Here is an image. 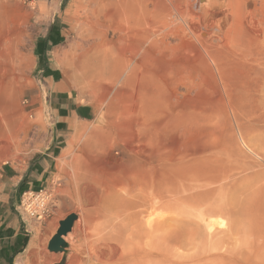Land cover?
Wrapping results in <instances>:
<instances>
[{
	"label": "rangeland",
	"instance_id": "374dc122",
	"mask_svg": "<svg viewBox=\"0 0 264 264\" xmlns=\"http://www.w3.org/2000/svg\"><path fill=\"white\" fill-rule=\"evenodd\" d=\"M3 1L2 6L6 11L8 23L5 30L8 32L11 47L10 59L18 49L24 55L22 60L26 62L22 61L20 65V70L24 71L23 74L20 71L21 81L16 78L18 77L16 64L12 62L7 64L11 74L8 78L9 84L7 83L5 87L7 90H5L6 103L9 106L7 105L6 109L8 120L4 127L8 133L6 135L9 137L12 135V143L14 140L16 144H11L9 151L0 152V198L6 199V194L10 193L9 200L13 208L14 201L17 199L16 187L19 179H30V171L36 167L40 169L37 168L38 171L34 172L33 176L39 177L42 168L38 166V160L45 158L49 163L47 172L39 180L41 187H46L50 193L49 213L40 222L26 221L23 223L21 220L28 229V235L24 249L18 256L22 259L26 256L27 264H61L62 258L52 260L51 254H64V252H51L48 241L56 232L60 221L69 214H74L75 220L69 232L73 236L71 235L68 241L66 240L68 244L65 247L66 256L73 252L70 250L71 243L83 236V227L86 224L85 211L86 208L93 207L90 200L92 196L86 186H81L83 182L77 184L74 175L76 169H82L83 166H87V163L98 166L106 158L103 151L94 149V140L98 137L93 140L90 135L95 132L115 130L116 134L118 132L115 141L125 143L127 139H130L129 141L136 146L138 143L132 140V136H129L132 130L140 128L143 124L151 127L153 123L158 130L163 126L159 131L163 135L161 142L167 148L169 161L183 163L181 167H184V170L189 169L191 164L196 162L199 166L209 164L208 166L230 169L234 174L233 179L229 180L231 182L228 181L230 187L228 188V184L227 188L215 185L217 187L215 189L213 187V190H215L216 197L211 196L213 192L208 194L209 197L217 202L223 197L234 211H236V205L233 203H244L245 206L253 208L254 212L264 217V96L255 94L227 98L221 83L207 68L203 67L204 64L194 44L187 39L185 41L170 39V49L165 54L151 50L149 57L143 53L141 56H136L131 46H127L126 43H123L124 45L116 43L115 45L121 49L119 52L127 55L131 51L134 59L140 60L138 63H141L146 76L137 79L127 67L125 70L128 71L127 74L118 81L105 78L107 83H103L104 80L96 81L95 79L87 80L91 84L84 80L80 83L79 78H74L76 75H73L71 64L66 62L65 56L68 58L67 61L71 59L74 45L79 40L77 34L84 31L83 22L85 23L92 15L94 8H104L115 15V11L111 8L117 4L116 0H89V2L87 0H1L0 2ZM115 18L116 16H114V21ZM108 25H110L108 26V39L112 37L116 40V35L120 34L121 30L113 22ZM16 28L22 30V35L18 40L14 36ZM49 35H55L56 41L51 43L48 39ZM64 61L68 64L63 63ZM66 70H69L68 72L73 77L66 78ZM50 72L53 73L54 80L48 77ZM94 81L98 84L92 85ZM98 81L104 85L107 84L108 92L105 91V87L99 85L101 83ZM76 82L82 85L79 87ZM147 84L150 85V89ZM153 89L157 91L152 92ZM56 95L62 97L68 104L66 109L68 118L64 119L62 127L59 128L56 127L55 103L58 102ZM141 108L143 110H140ZM215 114L217 115L214 117ZM143 118L147 119V122ZM152 118H155L154 121ZM215 129L217 130L214 131ZM125 132L129 134L127 139ZM64 150L68 151L65 157L67 161L61 163L59 157ZM111 154L119 159L126 157L124 152L121 153L116 148L112 149ZM192 155H196L195 163H190ZM184 160L187 161L188 166ZM9 168L11 172H7ZM3 172L7 174V177ZM8 173L12 176L9 177ZM199 190L196 189V191ZM188 201L184 202L185 205L182 204L184 208L182 212L174 208L170 209V207L167 209L169 219L171 218L169 221L172 223H169L170 225L175 226L173 220L176 216L182 218L183 236L186 242L194 237L196 222L199 220L195 217L197 208ZM160 210L162 209H158L157 212ZM207 215L217 221L216 226L220 229L234 226L231 244L240 254L264 255L263 238L259 237L256 229L250 228L244 218L237 213L232 215L225 210L207 212L205 216ZM19 218L21 219L20 216ZM33 235L37 238L34 252L30 255L28 251L25 255L27 243ZM182 249L183 254L186 255L184 264H197L198 248L187 245ZM17 261L18 258L15 259V264H20Z\"/></svg>",
	"mask_w": 264,
	"mask_h": 264
},
{
	"label": "bare ground",
	"instance_id": "6f19581e",
	"mask_svg": "<svg viewBox=\"0 0 264 264\" xmlns=\"http://www.w3.org/2000/svg\"><path fill=\"white\" fill-rule=\"evenodd\" d=\"M87 1L89 2V0ZM115 2L117 4L113 7L110 5L111 9L115 11V15L104 8L93 7L94 12L85 23L83 22L84 31L76 33L79 40L75 43V47L73 46V52L69 51L71 53L70 61H67L68 58L65 56L66 62H70L73 69L69 70H72L73 75L77 76L74 78L80 79L78 80L80 83L81 80H84L91 84L90 81H87L88 79L104 80V83L105 78L118 81L127 74L128 71H125L127 67L137 79L146 76V72L143 73L144 70L141 68V63H138L140 60L134 59L131 51L127 55L119 52L121 49L115 45L116 43L122 45L126 43L127 46H131L134 48L136 56H141L143 53L149 57L151 50L165 54L170 49V39L178 41L187 39L194 44L197 54L204 64L202 66L207 68L221 83L227 98L255 94L264 96V0H116ZM3 3L4 1L0 2V152L2 150L9 151L10 145L16 144L14 140L12 143V135L10 137L6 135L8 133L4 127L8 120L5 87H7V83L9 84L8 78L11 74L7 64L9 62L16 64L18 67L16 72L18 77L16 78L21 81L20 74H23L24 71L22 68L20 70V65L22 61L26 62V60H22L24 55L18 49L10 59L11 47L8 32L5 30L8 23ZM114 16H116L115 21L113 20ZM112 22L121 30V33L116 35V40L112 37L108 39V26H110L108 24ZM21 35L22 30L16 28L14 36L17 40ZM120 47L122 48V46ZM180 62L183 63V61ZM68 71L65 74L66 78L73 77ZM99 83L108 92L107 84ZM76 84L79 83L76 82ZM94 84L95 81L92 85ZM81 85L79 84V87ZM147 86L150 89V85L147 84ZM171 87L174 88V86ZM156 91L157 89H153L152 92ZM159 93L161 92L159 91ZM159 109L162 110V108ZM212 109L210 110L212 111ZM164 123H166V119ZM156 128L158 127L153 126L152 123L151 127L143 124L140 128L132 130L128 135L138 143L136 146L129 141L130 139H127L129 138L127 132H125L127 139L125 143L115 141L118 135L115 130L95 132L90 135L93 140L98 137L94 140V149L103 151L106 158L98 166L87 163V166H83L82 169H76L74 177L77 184L83 182L81 186H86L91 192L92 197L89 198L93 207L86 208L83 236L80 239L76 238L71 243L70 250L74 254L72 252L66 256L65 247L68 246L66 240L68 241L72 235L69 233L70 230L60 236L62 243L57 248L50 250L56 253L63 251L64 254L53 253L51 254L52 260L56 261V259L62 258L61 264H64V261L65 264H184L186 255L183 254L184 248L182 249V247L190 245L198 248L197 264H264V255L240 254L232 246L231 236L234 226L223 228L224 230L220 229L216 226V220L210 215L205 216L207 212L214 213L225 210L232 215L237 213L244 218L250 228L256 229L257 235L261 236L264 241L263 216L254 212L253 208L250 207L251 210L245 206L244 203H233L236 205V211H234L230 203L223 197L218 202L212 199L216 194L213 187L215 189L217 187L215 185H218L225 188L234 175L232 171L221 166H208L209 164L199 166L197 162H194V160L197 161L196 155L191 156L192 161L188 159L190 163L195 164H191V167L189 165L190 168L184 170V167H181L183 163L169 161L167 148L161 142L163 136L159 131L161 128L159 130ZM114 148L121 153L124 152L126 157L122 159L114 157L111 154ZM67 153V150L62 152L59 157L61 163H66ZM186 160L184 162L187 163ZM196 189L200 190L196 191ZM210 192H213L212 197L208 195ZM186 200H189L188 202L197 208L196 215H193L199 219L196 222L194 237L187 242L183 236L182 218L176 216V219L173 220L175 226H172L169 221L171 218L169 219L170 216L167 213L169 207L182 212V204ZM180 206L181 209H179ZM158 209L162 210L157 212ZM190 212L192 213V211ZM57 231L58 228L49 241L57 235ZM36 239V237L31 239L30 255L34 252V246L37 244ZM24 258L25 260L20 258L19 261L27 264L28 258Z\"/></svg>",
	"mask_w": 264,
	"mask_h": 264
},
{
	"label": "crops",
	"instance_id": "0c3cea01",
	"mask_svg": "<svg viewBox=\"0 0 264 264\" xmlns=\"http://www.w3.org/2000/svg\"><path fill=\"white\" fill-rule=\"evenodd\" d=\"M49 41L51 43L56 41L55 35H49L48 37ZM48 77L51 78V80H54L53 73L50 72ZM56 98L58 99V102L55 103L56 105V127H62V122H64V119L67 120L68 114L66 112V109L68 107V104L62 99V97H58L56 95ZM79 110V109H78ZM38 166L42 168L41 174L39 177L33 176L34 172H37L39 167H36L34 170L30 171L29 176H31L30 179L26 180V178H20L16 187L17 190V199L14 201V207L12 208V205L10 203V197L11 194H6V199L0 198V264H15V259L18 258L17 263L20 262V257L18 256L20 253H22L24 246L27 241V227L24 225L19 218V214L16 210V206L19 200V197L22 192H24L27 189H39L41 187V183H39V180L43 177L44 173L47 172V168L49 166V163L45 158H42L37 161ZM38 168V169H37ZM7 172H11V169H7ZM4 175L7 174L3 172ZM10 174V173H8ZM12 175L10 174L9 177ZM35 235H33L26 246L25 249V255H27V252L29 251V246L31 239L34 238ZM26 257V256H25ZM22 259V258H21ZM25 260V258H23ZM23 264V263H22Z\"/></svg>",
	"mask_w": 264,
	"mask_h": 264
},
{
	"label": "built area",
	"instance_id": "2783aa9c",
	"mask_svg": "<svg viewBox=\"0 0 264 264\" xmlns=\"http://www.w3.org/2000/svg\"><path fill=\"white\" fill-rule=\"evenodd\" d=\"M50 193L46 187L27 189L21 193L16 210L23 223L26 221L40 222L49 213Z\"/></svg>",
	"mask_w": 264,
	"mask_h": 264
},
{
	"label": "water",
	"instance_id": "95a60500",
	"mask_svg": "<svg viewBox=\"0 0 264 264\" xmlns=\"http://www.w3.org/2000/svg\"><path fill=\"white\" fill-rule=\"evenodd\" d=\"M74 220H75V215L69 214L68 216L65 217L64 220L60 221L57 235L54 236L49 241L48 246L50 249L57 248L62 243V239L60 236L65 235L71 230Z\"/></svg>",
	"mask_w": 264,
	"mask_h": 264
}]
</instances>
